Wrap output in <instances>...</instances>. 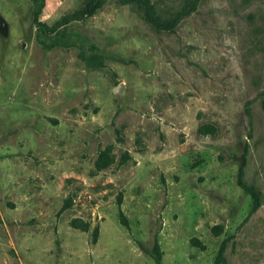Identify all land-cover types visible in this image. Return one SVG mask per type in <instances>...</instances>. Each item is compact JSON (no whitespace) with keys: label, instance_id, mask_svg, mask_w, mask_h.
<instances>
[{"label":"rangeland","instance_id":"rangeland-1","mask_svg":"<svg viewBox=\"0 0 264 264\" xmlns=\"http://www.w3.org/2000/svg\"><path fill=\"white\" fill-rule=\"evenodd\" d=\"M192 1L149 0L162 21ZM34 8L0 0V264H213L222 242L225 264H264V0H197L170 32L117 0H43V34Z\"/></svg>","mask_w":264,"mask_h":264},{"label":"trees","instance_id":"trees-1","mask_svg":"<svg viewBox=\"0 0 264 264\" xmlns=\"http://www.w3.org/2000/svg\"><path fill=\"white\" fill-rule=\"evenodd\" d=\"M32 4L35 5L34 10L32 11V22L35 25V28L40 33H49L53 32L56 29L57 23H54L53 25L47 27L45 24L41 23L38 20V15L43 7V0H30ZM121 4H132L136 6L142 13V18L146 24H148L154 31L161 32V31H172L180 19L188 15L190 12L195 10L196 1H192L187 7H189L185 11L178 12L174 18L172 19H166V20H160L157 16L154 14L153 6L150 4L149 0H117ZM98 2L94 4L87 5L84 9L81 10L82 14L90 15L94 12V10L98 7ZM198 133L201 135H212L214 133V128L211 125H202L198 128ZM246 152H247V146L244 144L241 155H240V161L237 168L236 176H235V184L236 186L246 195H248L252 200V207L246 216V218L243 220V223L248 219L249 215L255 212L260 207V198L258 192L251 186H248L244 180H243V169L246 162ZM127 155L123 154L121 158L119 159V164L123 165L127 161ZM111 163V160L106 156L105 153L101 152L97 156L95 162H94V169L95 171H100L102 169H105L109 166ZM119 200V199H118ZM120 217V223L125 226L126 222L123 219V216L121 213L119 214ZM71 226L76 228V225L74 223H71ZM85 228V227H83ZM222 231V228L218 225L211 227L210 232L213 236H218ZM96 238V230L93 232L92 235V241H94ZM191 244L195 247H197L199 250H204V246L200 244L196 239L190 240ZM225 249V243L222 242L219 245V248L217 250V253L214 257L213 264H225V260L223 257V252ZM153 256L155 261L158 262L159 260V250L156 243H154L153 246Z\"/></svg>","mask_w":264,"mask_h":264},{"label":"water","instance_id":"water-1","mask_svg":"<svg viewBox=\"0 0 264 264\" xmlns=\"http://www.w3.org/2000/svg\"><path fill=\"white\" fill-rule=\"evenodd\" d=\"M4 28L3 24H2V20H1V17H0V31H2ZM116 93H119L120 92V86H118L115 90Z\"/></svg>","mask_w":264,"mask_h":264}]
</instances>
